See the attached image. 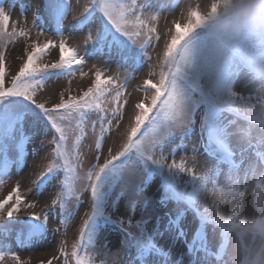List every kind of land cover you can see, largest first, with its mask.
<instances>
[{
    "label": "rangeland",
    "instance_id": "obj_1",
    "mask_svg": "<svg viewBox=\"0 0 264 264\" xmlns=\"http://www.w3.org/2000/svg\"><path fill=\"white\" fill-rule=\"evenodd\" d=\"M43 2L44 0H4L3 7L10 15L8 32L11 33L13 23L16 24L17 31L15 36L0 38V51H3L5 55L6 86L10 84V77L19 70L24 60L27 59L25 50L31 51L33 44L41 45L48 39H54L57 44L59 43V36L54 35L48 25L44 26L45 30L42 34H38L37 28L33 24L34 13L39 11L43 14ZM70 2L75 5L77 0H70ZM170 2V0H136L137 5L141 3L147 5L146 9L142 8L138 12L142 19L149 15L157 17L154 22L148 21L155 27L156 32L152 34L153 42L147 47L144 54L146 62L140 67L139 71L132 73L120 69L117 73L115 64H112L109 70L102 73V80H107L109 76L113 77L110 84L100 85L109 89L106 93L107 98L101 97L99 101L106 116L103 126L108 131L101 135V125L96 111L89 113V119L83 126V132L77 128L76 120L63 122L67 135L65 140L66 151L71 164L75 167L77 177L86 176L87 167L91 162H95V166L97 163L103 164L105 158L114 155L121 148L123 140H121L120 133L126 129L130 130L129 125L135 124V115L139 112V109L135 108V104L144 103L145 107L150 105L154 89L145 85L144 81L149 80L151 83H158L159 73L166 71L167 67L164 65L163 60L165 43L166 41L170 42L176 23L182 25L187 22V19L181 20L179 18L180 0L176 5H171ZM79 3L84 5L87 0H79ZM131 3L132 0H125L122 4L128 5ZM68 20H72L71 14ZM21 30H24L27 35H19ZM64 36L67 39L68 47L78 44L81 54H84L83 49L86 46L82 37L69 36L67 31L64 32ZM155 37H159V39ZM58 59V47L49 48L43 54L41 63L55 62ZM187 60V65L182 70L185 69L189 74L192 86H195L197 82L194 81V77L202 78L201 89L204 98L214 100L220 106L231 108L245 117L251 112L264 107V92L261 91L264 85L260 83L258 78L245 73L239 67H234L237 62H232L230 65V72L225 85L221 89L215 88L216 73L224 60L217 58L216 54L209 48L208 41L193 47L190 46ZM93 63L95 61H88L84 66H76L74 76H60L57 78L52 74L42 88L37 91V101L44 102L47 107L51 105L53 100L59 102L61 94H63L65 101L68 100L69 96L73 99H79L82 93L92 86V81L95 79V71L90 70ZM98 66L103 67V65ZM81 68L87 75H81ZM53 71L56 70H49V72ZM150 71L152 72L151 76L149 75ZM125 76H129L127 86L122 90V95L116 97V89L121 86L122 78ZM177 91L185 101L180 122H172L171 124L170 121L166 122L158 132L151 134L145 140V142H148L156 139L152 155L153 160H163V163H160L164 169L162 176L175 189L178 196L182 199L192 200L194 205L202 210V213L207 217L210 214H215L218 203L225 199L233 200L237 204L250 203L254 189L264 182L259 164L260 158L254 155L257 140H262L260 141L262 143L261 148H264V131H261L258 127L252 129L247 127L245 123L238 121L232 123L228 119L229 116L215 112L212 121H215L218 125L219 132L217 136L219 140L235 150L238 157L237 165L234 168L228 169L218 166L211 162L212 160L205 159L201 153V147L205 141L200 132L204 133V130L201 123L199 126L197 119L200 118L202 107L195 111L196 117L192 114V108L197 102L203 105L202 98L189 92L184 85H179ZM118 105H123L121 108L123 117L119 125L117 123L109 125L108 119L111 118V110ZM93 120L96 121L95 126H93ZM118 127L119 132L117 131ZM242 127H247L249 138L240 136L239 132ZM109 137H113V139H108ZM52 138L53 136H42L36 140L34 145L29 144L25 165L17 167L16 164H12L9 167L5 183L3 187H0V199L6 197L18 182L31 183L41 166L55 161V157L52 155L55 144L49 143ZM40 139H43L44 148L39 152V155H35V158H33L34 149L39 146ZM97 139L101 141L100 149L96 148ZM175 146H178V150L172 154V149ZM74 154L79 156L78 160L73 159ZM97 155H100L99 161L96 159ZM9 156H12V153H9ZM46 156L49 159H43ZM172 164L183 165L186 171L180 172L178 169L167 167V165ZM144 168L148 169L151 166L147 164ZM187 169H191L195 176H204L206 182L202 184L194 179L193 175H189ZM122 176L119 190L124 193V198L115 200L114 196L107 195L104 192L105 202L103 207L110 218L133 233V242H128L124 235L108 228L102 233L99 241L87 250L86 261L90 264H130L128 260L130 255L136 251V248L153 238L155 248L161 253V255L152 259L153 264H166V262L183 264L186 258L184 255V233L188 234L190 232L187 226L190 224L188 220H193L192 213L179 203H170L168 197L172 194L171 189L160 191L157 181H154L150 188L142 194H135L133 188L137 181L142 179V168L130 164L124 169ZM73 182V199L70 204L64 202V210L71 213V219H68L66 223L61 221L59 219L61 210L59 205L56 206L57 215L53 216L56 223L52 225L55 229L53 233L55 238L51 240V247L27 251H17L15 248H0V252L14 251L22 260H27L30 264H49V261L51 264H72V256L77 248L81 228V215L88 206L87 179H84L82 184L76 180H73ZM229 185L241 188L240 191L243 192V196L222 195L219 191H216V189L223 188L227 193ZM59 189L60 186L57 185L56 190L59 191ZM25 192H27V189L22 188L21 195ZM79 192L83 193L82 199L84 202L78 207L80 210L75 213L77 209L73 207V204L77 200L76 194ZM51 195L54 196L55 192H52ZM46 198L47 196L42 199ZM14 199L13 197V201ZM13 201H9V203L11 204ZM29 202H35L36 206L27 208L22 204L20 212L14 213V219H26L31 213L42 214L52 206L51 199L48 200L47 206L41 200H29ZM179 211L185 213V220L180 224L177 231H173L167 222L166 214L173 215ZM210 229L213 230V228ZM212 237H216L214 230L212 231ZM228 252L221 262H213L205 257H193L189 258L187 264H232ZM163 254L166 257H163ZM179 258L180 260L177 261L176 259ZM0 264H14V262L9 255Z\"/></svg>",
    "mask_w": 264,
    "mask_h": 264
},
{
    "label": "snow or ice",
    "instance_id": "obj_2",
    "mask_svg": "<svg viewBox=\"0 0 264 264\" xmlns=\"http://www.w3.org/2000/svg\"><path fill=\"white\" fill-rule=\"evenodd\" d=\"M3 3L4 0H0V38L17 35L15 23L12 24L11 33L8 32L10 15L3 7ZM225 3L226 0H213L206 15L197 8L190 13L186 23L174 25L175 31L171 34L170 42L166 41L163 51L167 72L159 73L158 83L144 81L145 85L154 89L150 105L145 107L144 103L135 104V108L139 109V112L135 115V124L129 125L130 130L126 129L120 133L121 140H123L121 148L114 155L105 158L103 164L97 163L95 168H90L86 176L77 177L75 167L69 162L68 153L64 150V141L67 135L63 122L76 120L77 128L83 132V126L89 119V113L96 111L101 125V135L108 131L103 126L106 116L99 101L101 97L107 98L106 93L109 89L100 85L110 84L113 77L109 76L107 80H102V73L109 70L112 64H115L117 73L120 69L132 73L140 70L143 63L142 56L147 47L152 44V34L156 32L155 27L148 21L154 22L157 17L149 15L142 19L138 12L142 8L146 9L147 5L144 3L137 5L136 0H132V3L128 5L119 3L118 0H87L84 5H81L79 0L75 5L70 0H44L43 14L39 11L34 13L33 24L36 26L38 34L43 33L45 25L54 29V34L59 36V43L57 44L54 39H48L41 45L33 44L31 51L25 50L27 59L10 77V86L5 84V55L3 51H0V187H3L5 183L8 168L13 163L17 167H21L26 157L27 146L34 145L40 137L53 136L49 143L56 145L52 153L56 159L54 162L41 166L31 183L18 182L6 197L0 199V248L27 251L51 247V240L55 238L53 236L55 229L52 225L56 223L53 220V216L57 215L56 206L60 207L59 219L61 221L66 223L68 219H71V213L64 210V188L69 187V173L72 174L73 180L81 184L84 179H87L91 195L95 198L102 173L128 151L135 149L141 155H147L148 159H153L152 149L156 139L145 142V140L134 138L137 137L146 120L152 125L150 131H156L159 111L165 112L166 122H180L185 101L177 91L175 79L188 62L186 53L182 54L184 42L191 34L208 23ZM98 12L99 14H97ZM70 14L72 20H68ZM65 31L69 33V36L83 38V43L86 46L83 49V55L78 44L73 47L67 46ZM19 35L25 36L27 33L21 30ZM155 38L159 39V37ZM57 47L59 59L55 62L41 63L46 50ZM88 61H95L90 69L95 71V79L92 81V86L84 91L79 99L69 96L65 101L61 94L59 102L53 100L47 107L44 102L37 101L36 93L49 79V75L45 73H49L50 69L60 70L54 73L57 78L74 76L76 72L74 66H84ZM98 65H103V67ZM81 75H87L82 71V68ZM149 75H152L151 71ZM124 87L125 84H121L120 88L116 89V97L122 95ZM229 94L231 95V93ZM161 96H165V99L158 105ZM122 107L123 105H118L111 110V118L108 119L109 125L112 123L119 125L123 117ZM154 108L159 111L156 115L149 116ZM92 123L95 126L96 121L93 120ZM53 131L58 135V140L53 135ZM117 131L119 132V127ZM239 134L242 138L250 136L247 127H242ZM108 139H113V137ZM100 147L101 141L97 139L96 148L100 149ZM43 148L44 142L43 139H40L39 146L34 149L33 158L35 155H39ZM9 153L13 154L12 158ZM43 159H49V157L46 156ZM73 159L78 160L79 156L74 154ZM96 159L99 161L100 155H97ZM61 160L63 161L62 165L59 163ZM153 162L160 164L163 163V160L155 159ZM167 167L178 169L180 172L186 171L183 165L172 164ZM187 171L200 183L206 182L204 176H195L191 169H187ZM61 172L64 173L63 180ZM57 185L60 186L59 191L56 190ZM22 188L27 189L23 195H21ZM240 189L229 185L227 193L223 188L216 189V191L222 195L242 197L243 192ZM52 192H55L54 196L51 195ZM45 196L47 198L42 199ZM49 199H51L52 206L48 211L42 214L31 213L27 219L13 218L14 213L20 212L22 204L27 208L36 206L35 202H29V200H41L47 206ZM9 201L13 202L10 204ZM90 219L91 215L84 221L85 227L80 229L82 236L85 234V228L87 229ZM9 255L14 264H30L29 261L22 260L14 251L0 252V262H3ZM75 255L74 251L73 256ZM49 264H51L50 261Z\"/></svg>",
    "mask_w": 264,
    "mask_h": 264
},
{
    "label": "clouds",
    "instance_id": "obj_3",
    "mask_svg": "<svg viewBox=\"0 0 264 264\" xmlns=\"http://www.w3.org/2000/svg\"><path fill=\"white\" fill-rule=\"evenodd\" d=\"M212 2L180 0L179 18L188 20L197 8L206 15ZM200 29L209 33L208 46L218 59L241 58L264 85V0H226ZM245 123L264 131V107L246 116ZM209 218L230 241L232 264H264V182L254 189L250 203L225 199Z\"/></svg>",
    "mask_w": 264,
    "mask_h": 264
},
{
    "label": "trees",
    "instance_id": "obj_4",
    "mask_svg": "<svg viewBox=\"0 0 264 264\" xmlns=\"http://www.w3.org/2000/svg\"><path fill=\"white\" fill-rule=\"evenodd\" d=\"M153 114H154V112L152 111V112L149 113V116H152Z\"/></svg>",
    "mask_w": 264,
    "mask_h": 264
},
{
    "label": "bare ground",
    "instance_id": "obj_5",
    "mask_svg": "<svg viewBox=\"0 0 264 264\" xmlns=\"http://www.w3.org/2000/svg\"><path fill=\"white\" fill-rule=\"evenodd\" d=\"M125 167H126V166H125ZM123 169H124V168H123ZM123 169H122V170H123Z\"/></svg>",
    "mask_w": 264,
    "mask_h": 264
}]
</instances>
